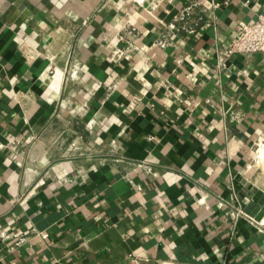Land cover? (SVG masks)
Wrapping results in <instances>:
<instances>
[{
	"label": "crops",
	"instance_id": "crops-1",
	"mask_svg": "<svg viewBox=\"0 0 264 264\" xmlns=\"http://www.w3.org/2000/svg\"><path fill=\"white\" fill-rule=\"evenodd\" d=\"M245 1L0 0V264H264Z\"/></svg>",
	"mask_w": 264,
	"mask_h": 264
},
{
	"label": "built area",
	"instance_id": "built-area-1",
	"mask_svg": "<svg viewBox=\"0 0 264 264\" xmlns=\"http://www.w3.org/2000/svg\"><path fill=\"white\" fill-rule=\"evenodd\" d=\"M198 5H200L199 1L193 2V4L190 7L184 9V11L181 13V15L179 17V21H182V22L186 21L188 19V17L191 15V11H192L193 7H197ZM244 5L246 7H249L251 5V0H246L244 2ZM174 29H175V27H174ZM181 31L187 33L188 35H194L196 33L195 29L190 28V27L187 28L184 26L181 28ZM166 45H167L166 42L159 41V42L155 43L153 45V47L164 48V47H166ZM130 49L131 48H128V50H130ZM124 53H126V52L118 51L116 53V55L119 57H122L124 55ZM254 53L264 54V11L261 12L260 14H258L257 18L252 23H247V22L241 21L238 24V37L235 38L231 42L228 54L225 55V57L219 59L217 69L219 71H225L227 69L226 64L229 62L230 58L233 55L254 54ZM68 74H70L69 71H68ZM77 74H78V71L73 70L70 75L72 77H76ZM263 145L264 144L258 145L257 150H259L261 148V146H263ZM236 217L245 218L248 221H250L251 223H254L255 225H258L259 227L264 229V221H257L255 219H253L252 217L246 215L243 211H238L236 213ZM30 233L34 234V235L36 234V236H41L42 238L47 237V233L38 232L35 229H31ZM10 238L16 239L17 240L16 244L21 245V244L25 243L27 235L25 233H22V234H18V233L5 234V233H2V234H0V239L2 241L8 240ZM130 261L134 264H139L138 259L135 258L134 256L130 257Z\"/></svg>",
	"mask_w": 264,
	"mask_h": 264
},
{
	"label": "bare ground",
	"instance_id": "bare-ground-1",
	"mask_svg": "<svg viewBox=\"0 0 264 264\" xmlns=\"http://www.w3.org/2000/svg\"><path fill=\"white\" fill-rule=\"evenodd\" d=\"M255 158L264 164V145L255 153Z\"/></svg>",
	"mask_w": 264,
	"mask_h": 264
},
{
	"label": "rangeland",
	"instance_id": "rangeland-1",
	"mask_svg": "<svg viewBox=\"0 0 264 264\" xmlns=\"http://www.w3.org/2000/svg\"><path fill=\"white\" fill-rule=\"evenodd\" d=\"M257 161H259V160H257Z\"/></svg>",
	"mask_w": 264,
	"mask_h": 264
}]
</instances>
